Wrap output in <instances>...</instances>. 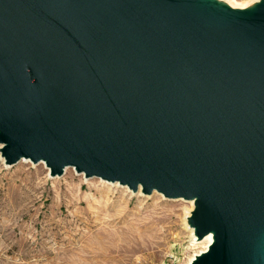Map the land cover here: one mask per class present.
Returning <instances> with one entry per match:
<instances>
[{
  "label": "water",
  "instance_id": "1",
  "mask_svg": "<svg viewBox=\"0 0 264 264\" xmlns=\"http://www.w3.org/2000/svg\"><path fill=\"white\" fill-rule=\"evenodd\" d=\"M0 156L194 200L191 264H264V0H0Z\"/></svg>",
  "mask_w": 264,
  "mask_h": 264
},
{
  "label": "rangeland",
  "instance_id": "2",
  "mask_svg": "<svg viewBox=\"0 0 264 264\" xmlns=\"http://www.w3.org/2000/svg\"><path fill=\"white\" fill-rule=\"evenodd\" d=\"M39 163L0 156V264H188L204 250L190 202Z\"/></svg>",
  "mask_w": 264,
  "mask_h": 264
},
{
  "label": "bare ground",
  "instance_id": "3",
  "mask_svg": "<svg viewBox=\"0 0 264 264\" xmlns=\"http://www.w3.org/2000/svg\"><path fill=\"white\" fill-rule=\"evenodd\" d=\"M260 0H247V1H243V3H239L237 2V0H201V3H209V4H214L216 6H219L221 7L222 9H229V10H234V11H246V10H249L251 9L256 3H258ZM1 160L3 161V159L1 158ZM21 161H27V159H21ZM39 164H44L43 162H40ZM7 167V166H6ZM68 168V167H67ZM67 168H64L63 172L67 169ZM102 181V180H101ZM109 183V185L113 184L115 186H119L121 188H126L128 190V188L126 186H123V185H120L118 184L117 182H107V181H104V183ZM117 184V185H116ZM129 192L133 193L132 191L128 190ZM140 193L142 194L141 192V188L140 186L138 187V190L136 191V193ZM153 193H156L158 194L156 191H153L151 193V195ZM158 195H161L162 194H158ZM172 200H182V201H185V202H190V204L192 205V210L189 209L187 210L188 212H185V215H184V218L187 217V219L190 218V216L192 215L193 211H194V208H195V201L194 200H185L183 198H177V199H172ZM189 214V216H188ZM190 225V224H188ZM189 227V231L190 232V235H191V241L193 244H202L204 247H203V251H201L199 254H196L194 255L188 262V264H191V262L200 254L202 253H205L207 251V248L209 247V245L212 243V240H213V235L212 233L205 236L203 239L199 240L197 239L196 235H195V229L192 227V226H188Z\"/></svg>",
  "mask_w": 264,
  "mask_h": 264
}]
</instances>
